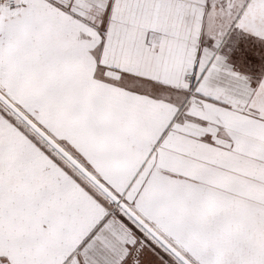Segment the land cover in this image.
<instances>
[{"label":"snow or ice","instance_id":"1","mask_svg":"<svg viewBox=\"0 0 264 264\" xmlns=\"http://www.w3.org/2000/svg\"><path fill=\"white\" fill-rule=\"evenodd\" d=\"M0 264H264V0H0Z\"/></svg>","mask_w":264,"mask_h":264}]
</instances>
